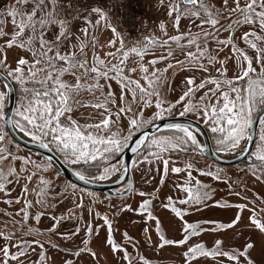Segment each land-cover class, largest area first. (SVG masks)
<instances>
[{
	"label": "snow or ice",
	"instance_id": "1",
	"mask_svg": "<svg viewBox=\"0 0 264 264\" xmlns=\"http://www.w3.org/2000/svg\"><path fill=\"white\" fill-rule=\"evenodd\" d=\"M160 3L166 8L170 20H174L177 31L185 17L195 18L193 27L196 30L178 31L163 41L148 38L144 46L127 51L120 41L118 49L105 53L106 57H112L111 61L93 52L91 66L87 59L81 58L88 30L81 28L73 32L75 17L61 11L62 0H15L7 9L0 10V17L10 19L13 25L9 33L3 26L7 21L0 19V162L9 161L6 170L0 168V193L8 195L12 184L23 185V195L16 198L22 207L16 215L21 216L20 232L27 236H33V233L40 235L39 228L32 225L30 219L39 223L43 216H51L52 222L45 229L50 234L47 244L48 249L57 251V255L63 251L59 264H101V253L105 249L103 264H134L137 256L139 264H151V257L138 254L141 244L134 245L137 249V256H134L126 244L115 241L113 225L107 215L101 217L96 213L107 227L106 237L97 248L89 245L95 235L94 228L98 233L99 225L86 222L88 238L79 240L82 229L78 223L73 225V229L62 230L61 221L75 219V216L64 213L58 216L50 211L59 203L57 196L64 198L63 192L56 193L43 175L53 168V161L62 159L64 164L75 167L73 175L78 180L95 183L124 168V162L118 168L112 160L117 153L129 147L138 160L154 158L158 163L162 161L165 173L169 171V158L173 154L187 156L189 152H208L211 155L233 153L247 156V169L255 188L249 196L248 184L245 183L242 192H235L239 200L233 202L213 201L212 189L193 176L192 162H185L183 169L171 167L174 174L186 173L183 183L176 185L180 193L186 195L169 196L168 203L163 205L174 214L175 219L169 222L168 227L182 233L180 238H167L166 232L161 231L163 221L153 215L152 193L140 192L141 197L147 195L150 198L142 199L135 209L124 203L117 212L135 211L141 214V219L146 216L147 220L154 221L158 239L153 241L151 227H144L143 244L163 251L166 246L186 245L190 238L199 237L205 231L200 223L189 222L186 217L192 211L209 208L212 201L230 215L226 221L205 220V225L212 226L207 230L215 232L216 236L210 244L193 242L184 248L181 264H264V0H231V4L230 0H167V4L160 0ZM92 11L100 19L105 18L99 8ZM159 28L164 30L163 21ZM111 31L113 35L117 34L115 28ZM221 33H226L227 37L222 38ZM241 40L244 47L239 46ZM210 42H214L215 49L210 47ZM172 43L181 51L186 46H195V51L184 52L185 59L181 60L174 55ZM155 44L166 55L149 60V69L143 63L144 55ZM108 45L114 47L115 41L109 40ZM225 48L229 52L223 59H218L217 49ZM130 52L141 61L139 72L143 84L126 74L137 72V68L126 70L123 67ZM164 60H174V63L156 67L159 61ZM203 60L213 66L216 76L210 75L199 82L195 74L189 76L184 89L174 100L162 93V88L168 84L166 73L169 70L187 65L189 70L209 71L205 63L200 62ZM228 73H232L231 77ZM112 80L119 85L118 93L112 90ZM206 85L211 87L197 97L196 93ZM13 91L16 102L9 115L5 110L6 102ZM85 107L101 109L96 114L99 118L79 123L72 113L74 109ZM176 115L201 118L211 135V146L198 140L191 119L183 123L174 120L164 123L166 116L174 118ZM157 120L164 123L163 132L151 137L141 135L135 146L128 143L134 133L149 125L156 127ZM6 129H11V132ZM12 132L21 133L30 143L54 155L41 164L30 156L18 154L6 146L15 139ZM252 142H255V148L245 146ZM165 154L169 158H165ZM197 172L199 176L213 180L222 179L220 168L213 170L209 166L204 171L197 167ZM37 176L38 186L31 189L36 198L29 199V183ZM70 187L75 189L74 185ZM128 190H133L131 182ZM4 202L11 204L13 201L7 199ZM74 204L83 211L82 199ZM56 236L60 239H51ZM257 237L261 238L259 242ZM0 239L4 241L0 246V264H9L10 261L29 264L28 253L35 251L34 245L40 251L32 264H56L40 239L25 240L15 228L12 232L0 231ZM123 240L132 243L127 232L123 234ZM116 256L120 257L119 262Z\"/></svg>",
	"mask_w": 264,
	"mask_h": 264
},
{
	"label": "rangeland",
	"instance_id": "2",
	"mask_svg": "<svg viewBox=\"0 0 264 264\" xmlns=\"http://www.w3.org/2000/svg\"><path fill=\"white\" fill-rule=\"evenodd\" d=\"M15 0H0V10H5L8 8L9 4L14 3ZM165 4H167V0H165ZM231 4V0H230ZM106 9H100L104 13L105 19H100L98 14L90 11V15L82 14V11L79 14L68 15L69 17H75L72 21L73 32H77L81 28H87L88 36L85 41L84 48V56L81 57L83 59H87L89 66L92 65V55L95 52L96 55L105 59L106 61H111V56H105V53L114 52L116 49L120 47V41H123L124 50L127 51L131 48H139L144 46L147 43L148 38H155L157 41H163L167 39L169 36L176 35L179 33L187 32L189 30L195 31L196 29L193 27V20L195 18L185 17L182 18L179 24V30L177 31L176 27H174V20H170L167 16L166 8L161 5L160 0H139L137 5L134 7L137 12V25L136 28L130 33H126L119 26L118 13L113 10L110 6ZM61 7V11L64 12ZM105 11V12H104ZM65 13V12H64ZM109 18V19H108ZM0 19L6 20V24L3 25L6 30L11 33L13 30V25L11 24L10 19L5 17H0ZM165 23V28L162 31L159 28V24L161 22ZM198 19H196V23H198ZM207 27V26H206ZM111 28H115L117 34L113 35ZM240 34L239 32L237 33ZM222 38H226V33H221ZM73 40H75V36H73ZM115 41L114 47H110L108 45V41ZM95 41V44H93ZM79 44V41H76ZM184 44V41H181ZM174 49V55L183 60L185 59L184 52L186 51H195V46L185 47L183 51L176 48L175 43L171 44ZM239 46L244 47L243 41L239 42ZM211 48H216L214 42H210ZM71 50V48H69ZM218 59H223L226 53L229 52L228 48L223 50H218ZM77 55L79 56V49H77ZM161 55H166V52L158 45H151L144 55L143 63L146 67L151 69V66L148 64V61L151 59H156ZM234 59V58H233ZM12 56H9V61L11 62ZM140 59L135 55V53L129 54L128 59L125 61L123 67L127 70L129 68H137V72L135 73H127L131 75L132 78L137 79L143 84L142 74L139 72V64ZM173 61L164 60L159 61L156 67L165 66L167 63ZM201 63H205L208 67L209 71H203L200 69L189 70L187 65H182L180 68H173L169 70L166 75L168 76V84L167 86L162 88V93L166 95L169 99H176L178 95L184 89V84L186 79L189 76L195 74V78L197 82L199 80L204 79L211 76H216L212 68V65H207V61H200ZM215 67H219L216 65ZM229 77H231L232 73H228ZM67 78V77H66ZM107 84L109 82L102 81ZM112 90L115 93L119 92V85L115 80L110 81ZM211 85H206L205 89L199 90L196 93V96L203 94ZM7 104V102H6ZM102 111L101 109H93L91 107L85 108H77L74 109L72 116L79 123L83 124L85 122H92L93 120H97L99 117L96 115L98 112ZM147 111V110H146ZM150 115L151 113L148 112ZM175 117H180L176 115ZM170 118V117H165ZM164 118V119H165ZM190 118L191 117H187ZM207 128V132L211 138V135L208 131V127L205 125L204 121L197 117L194 119ZM145 129V128H144ZM164 131V130H163ZM259 131V130H258ZM138 133V132H137ZM134 133L133 135L137 134ZM159 135V134H158ZM198 140L202 142L200 135L196 132ZM28 139V138H27ZM29 141V140H28ZM212 142V140H211ZM247 145V143L245 144ZM7 147L12 148L13 151L20 150L18 154L26 155L23 153L22 149H19L13 143L11 145H6ZM255 148V145H254ZM120 153H117L112 162L117 158ZM28 156L31 157L32 160L37 161V163L43 164L46 162V159H41L39 157H32L31 154ZM165 158H169L167 154H165ZM169 163V171L165 173L163 163L157 162L154 158L149 160L137 159L135 155L132 165V177H133V190L126 197L121 199H113L110 197H106L100 193H94L90 191H84L77 186L73 190L71 185L72 183L64 180L60 174L56 171V169L51 168L47 172L43 173L44 178L51 182L52 188L56 193L63 192V199H60L57 196V200L59 203H56V207L54 209H50V211H54L56 215H61V213L74 214L75 219H65L61 221L62 230L73 229V225L78 223L82 229V232L78 236L79 239H86L87 230L85 229L86 222L92 223L94 226L99 225L98 233L95 232L94 228V238L90 240V247L97 248L100 245V242L105 239L107 233V227L103 225V221L97 217L96 213L98 212L100 216L107 215L109 220L112 222V232L116 242L124 243L127 246L130 254L137 256V249L134 247L135 244H141L139 249V255H143L146 258L151 257V264H181L182 251L184 248L189 246L193 242H205L206 244H210L213 240V237L216 236L215 232L208 231L207 229L212 227L211 225H205V220H216V221H226L230 213L226 210L217 208L212 201H210V207L202 209L200 212L192 211L190 212L186 219L189 222L200 223L205 227V231L200 234L199 237L190 238L189 242L183 246H166L163 251L159 248H152L146 244H143L145 239V233L143 232L144 227H151V235L153 241L157 240L156 229L154 226V221L147 220L145 216L144 219H141V214H138L135 211H123L117 212V208L122 207L124 203H127L131 206V208L135 209L138 207L139 202L142 199L150 198L149 196L141 197L139 195L140 192L152 193L153 194V215L163 221V225L161 227V231L166 232L167 238H180L182 233H178L174 228L168 227L169 222L175 219L174 214L170 213V211L164 208V204L168 203V197L171 196L173 198L180 197L182 195H186V193H180V190L176 187L177 183H183V178H186V173L182 172L180 174H174L170 171L171 167L178 166L183 169V165L185 162H192L193 170L192 174L196 179H200L202 183L207 184L209 188L212 189L213 201L220 200L222 203L233 202L239 200V197L235 195V192H242L244 188V184H248V195L251 196L255 186L252 184L250 179V173H248L247 165L249 163V159L241 165L237 167H222L218 166L206 158L196 154L189 152L187 156L185 155H176L173 154L170 158ZM62 160V159H61ZM9 161L0 162V168L7 169ZM72 170H75L74 166L68 165ZM116 166L120 168V162L116 163ZM209 166L213 170L216 168H220L222 170L221 180H213L210 177L199 176L197 172V167L207 171ZM16 167H19V161L16 162ZM31 169V166H29ZM123 172V168H120V171L114 173L109 176L106 180L98 181V182H107L111 181L118 177L119 174ZM163 177V181L161 180ZM39 176L34 177L33 181L29 183L30 192L28 195L29 199H35V194L31 192L32 188L38 186ZM227 181V183H225ZM195 181H193L194 183ZM128 184H124V186L118 188L113 192L114 195H120L126 192ZM11 191L8 195L4 193H0V231L4 232H12L15 228L17 234L24 237L25 240H31L33 237L44 241L45 248L48 250V254L53 258L56 264H59V260L63 258V251H60V254L57 255L56 250L48 249L47 241L50 238V234L45 230L46 226L49 225L51 221V216L46 215L41 218V221L38 223L35 220L30 219V223L35 227L39 228L40 235L37 236L33 233V236H27L23 232H20L19 221L21 220V216L16 215L19 209L22 207V203H17L16 198H19L23 195L22 193V184H12L9 186ZM91 194V195H89ZM51 199V197H49ZM12 199L11 204H5V200ZM84 201V209L83 211L80 208L75 207V203H79L80 200ZM89 209H91V215H89ZM259 210V208H258ZM27 227V225H25ZM127 232L130 237H132V243H128L123 240V234ZM53 240H59L60 237H51ZM261 238L257 237V241L259 242ZM4 241L0 239V246H2ZM67 243V242H64ZM35 251H29V264H32L34 259L38 258V253L40 248L38 246H33ZM15 251V249H12ZM27 251V249H26ZM107 249L101 253V264H103V256L106 255ZM2 259V257H0ZM115 259L119 262L120 257L116 256ZM203 260L204 258H200ZM9 264H14V262H9ZM134 264H139L138 256Z\"/></svg>",
	"mask_w": 264,
	"mask_h": 264
},
{
	"label": "water",
	"instance_id": "3",
	"mask_svg": "<svg viewBox=\"0 0 264 264\" xmlns=\"http://www.w3.org/2000/svg\"><path fill=\"white\" fill-rule=\"evenodd\" d=\"M15 99H16V95H15V92L13 91L11 98L7 100L6 109H5L9 115L11 114L12 107L15 106ZM186 119H190V118H184V117L166 118L164 119V123L172 122L173 120L175 122L183 123L185 122ZM191 122L193 126L196 127V132H198V134L200 135L202 139V143L211 146L209 136L206 130L204 129V127L202 126V124L193 119H191ZM164 123H162L161 121H155L156 127H152L151 125H149L145 129H143L141 132H138L137 134L133 135V139L129 140L128 143L132 146H135L136 139H139L141 135L146 134L147 137H151L154 134L156 135L157 133L162 132L164 130ZM257 130H258V122H257L256 132ZM6 131L11 132V129H6ZM12 136L15 137L13 142L25 150L41 154L45 158H48L54 155L52 152H49L47 149L39 148L37 145L32 144L29 141H26L20 138L16 132H12ZM254 144L255 142H252L251 144L247 143L246 147L250 146L253 148ZM199 155L207 158L212 163L218 166H222V167H237L248 159L247 156H238L237 158H233V159H224L218 156V154L211 155L208 152H205L204 154H199ZM134 157H135V154L132 153L131 147H129V148L124 149L121 152V154L118 156V159L116 158L112 162L114 164L118 162L120 163L124 162V168H123V173L121 177L113 181L112 183H98V182L85 183L83 181H80L73 175V171L68 166H66L59 158L53 161V166L64 180L72 183L73 185L81 189H84L90 192L100 193V194H103L113 199H121V198L126 197L128 194H130L132 190H127L125 193L120 194V195H114L113 192L117 190L118 188L122 187L125 183H128L129 185V182H131L132 189H133L132 165H133Z\"/></svg>",
	"mask_w": 264,
	"mask_h": 264
},
{
	"label": "built area",
	"instance_id": "4",
	"mask_svg": "<svg viewBox=\"0 0 264 264\" xmlns=\"http://www.w3.org/2000/svg\"><path fill=\"white\" fill-rule=\"evenodd\" d=\"M98 2L109 4L118 13V22L121 29L130 33L137 25V12L134 7L139 0H97ZM62 8L74 7L81 4L85 7L94 6L93 0H62Z\"/></svg>",
	"mask_w": 264,
	"mask_h": 264
},
{
	"label": "crops",
	"instance_id": "5",
	"mask_svg": "<svg viewBox=\"0 0 264 264\" xmlns=\"http://www.w3.org/2000/svg\"><path fill=\"white\" fill-rule=\"evenodd\" d=\"M93 2H94V6H92V7H85V6L81 5V4H78V5L74 6V7L66 8V9H62V10L65 12L66 15L79 14L80 11H82V14L90 15V13L88 14V12L92 11L93 8H99V9L109 8L108 7L109 4H106L105 2H103L101 4L97 0H93Z\"/></svg>",
	"mask_w": 264,
	"mask_h": 264
},
{
	"label": "flooded vegetation",
	"instance_id": "6",
	"mask_svg": "<svg viewBox=\"0 0 264 264\" xmlns=\"http://www.w3.org/2000/svg\"><path fill=\"white\" fill-rule=\"evenodd\" d=\"M15 102H16V99H15ZM165 119H166V118H165ZM193 120H194V119H193ZM157 121H159V120H157ZM199 123H200V122H199ZM201 124H202V123H201ZM202 126H203V125H202ZM203 127H204V126H203ZM204 129L206 130L207 128L204 127ZM258 130H259V127H258ZM258 130H257V133H258ZM162 132H163V131H162ZM206 132H207V130H206ZM159 133H161V132H159ZM159 133H157V134H159ZM197 133H198V132H197ZM157 134H156V135H157ZM207 134H208V132H207ZM208 136H209V134H208ZM8 138L10 139V137H8ZM209 139H210V142H211V138H210V136H209ZM12 143H13L14 145H16L17 147H19V149H22L23 153H26L27 156H28L29 154H31L32 157H36V156H37V157H39V158H41V159H46V160H47V158H45V157L42 156L41 154H38V153H35V152H32V151L25 150V149H23L22 147L18 146V145H17L16 143H14L13 141H12ZM211 144H212V142H211ZM254 145H255V144H254ZM253 148H254V147H253ZM15 151H16V152H19L20 150L18 151V150L15 149ZM120 154H121V153H120ZM120 154H119V155H120ZM119 155H118V156H119ZM198 155H199V154H198ZM118 156H117V157H118ZM200 156H201V155H200ZM202 157H203V156H202ZM204 158H205V157H204ZM206 159H207V158H206ZM207 160H208V159H207ZM61 161H62V160H61ZM208 161H210V160H208ZM246 161H247V160H246ZM246 161H245V162H246ZM62 162H63V161H62ZM210 162H211V161H210ZM245 162H244V163H245ZM118 163H119V162H118ZM65 165H66V164H65ZM66 166H68V165H66ZM68 167H69V166H68ZM69 168H70V167H69ZM70 169H71V168H70ZM71 170H72V169H71ZM72 171L74 172V170H72ZM125 184H128V183H125ZM123 186H124V185H123ZM127 189H128V185H127ZM133 189H134V188H133ZM84 191H86V190H84ZM126 191H127V190H126ZM87 192H88V191H87ZM131 192H132V191H131ZM131 192H130V193H131ZM94 193H95V192H94ZM102 195H103V194H102ZM106 197H107V196H106Z\"/></svg>",
	"mask_w": 264,
	"mask_h": 264
},
{
	"label": "bare ground",
	"instance_id": "7",
	"mask_svg": "<svg viewBox=\"0 0 264 264\" xmlns=\"http://www.w3.org/2000/svg\"><path fill=\"white\" fill-rule=\"evenodd\" d=\"M68 8H71V7H68ZM16 133L18 134V136H19L20 138H22V139L28 141V139L25 138V137H23L21 133H18V132H16ZM245 146H246V145H245ZM218 156H220V157H222V158H224V159H233V158H237V157L240 156V155H238V154H233V153H227V154H223V153H221V154H218ZM122 173H123V172H122ZM122 173L119 174L117 178H115V179H113V180H111V181H107V182H98V181H97V182H98V183H112L113 181L119 179V178L121 177Z\"/></svg>",
	"mask_w": 264,
	"mask_h": 264
},
{
	"label": "trees",
	"instance_id": "8",
	"mask_svg": "<svg viewBox=\"0 0 264 264\" xmlns=\"http://www.w3.org/2000/svg\"><path fill=\"white\" fill-rule=\"evenodd\" d=\"M160 134V133H159ZM158 135V134H157Z\"/></svg>",
	"mask_w": 264,
	"mask_h": 264
}]
</instances>
